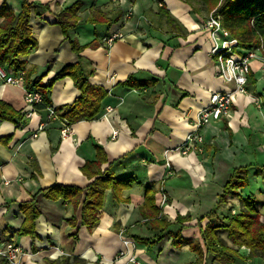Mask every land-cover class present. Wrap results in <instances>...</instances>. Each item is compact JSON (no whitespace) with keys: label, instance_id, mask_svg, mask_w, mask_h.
I'll list each match as a JSON object with an SVG mask.
<instances>
[{"label":"crops","instance_id":"1","mask_svg":"<svg viewBox=\"0 0 264 264\" xmlns=\"http://www.w3.org/2000/svg\"><path fill=\"white\" fill-rule=\"evenodd\" d=\"M28 1L50 7L33 11L34 32L39 41L38 50L28 59L37 67L33 77H41L47 83L66 64L78 60L65 40L56 13L80 1L78 15L81 20L73 36L81 44L96 39L98 47L87 48L82 55L86 65L94 71L91 83L105 87L109 95L94 120L71 125L65 136L62 133L65 121L57 116L50 118L46 110L33 112L18 124L0 120V138L4 139L0 144V246L12 242L25 252L15 263L0 258V264H48V261L64 264L77 258L87 264H158L155 248L140 245L134 238L137 235L152 238L160 234L146 225L140 214L146 188L155 186L156 202L161 191H165L170 204L164 213L173 220L179 215L178 211L183 216L191 212L190 207L200 204L199 200L209 191L222 192L233 170L247 163L256 138L254 133L260 116L253 108L264 107L261 61H252L248 94L238 92L234 95L231 118L224 117L205 126L202 131L205 142L199 146L200 151L191 150L184 156L179 147L195 130L199 111L208 105L210 92L234 90L235 87L216 76V61L209 55V34L205 29L202 35L193 33L189 10L180 0ZM3 3L4 0H0V9ZM162 3L176 20L189 26L188 40L175 37L178 35L174 32L171 35L164 32L162 27L168 26V22L158 9ZM6 4L19 14L23 0H7ZM94 10L103 12L113 22L117 18L118 21L112 25L91 24L88 19ZM2 21L0 17V24ZM98 27H104L107 32L98 35ZM116 31H122L125 38L111 47L102 43ZM132 74L140 83H155L142 89L119 85ZM25 92L24 87L0 81L1 100L24 113L32 112V107L25 102ZM79 95L71 78L60 80L54 85L53 107L71 104ZM42 122L46 129L40 134L38 127ZM114 131H118L116 137H113ZM95 144L105 148L109 162L113 163L112 171L118 178L136 179L130 189L123 191L127 202H117L112 191H108L100 212V224L91 232L81 226L79 210L75 212L62 200L40 198L38 238L20 236L18 232L25 221L20 209L23 202L53 185L84 188L91 182L81 168L87 160L95 159ZM108 165H103V169ZM183 174L196 187H187L183 181L179 185L169 182L170 178L183 177ZM176 202L186 210L175 207L173 217L167 208ZM73 217L78 220L77 226L70 222ZM192 230L187 229L184 236H193ZM144 232L150 234L145 236ZM169 245L172 247L171 243ZM122 251L126 257L115 261ZM132 258L135 263L130 262ZM249 261L254 264L262 260Z\"/></svg>","mask_w":264,"mask_h":264},{"label":"trees","instance_id":"2","mask_svg":"<svg viewBox=\"0 0 264 264\" xmlns=\"http://www.w3.org/2000/svg\"><path fill=\"white\" fill-rule=\"evenodd\" d=\"M0 9V66L8 72L15 74L24 73V87L27 91L38 92L42 101L35 103L33 112L55 110V115L66 126L70 127L81 121L94 120L102 110V102L108 97L109 91L101 86L92 84L90 81L94 71L86 65L82 53L90 47H98L96 39L88 44H81L73 31L80 25L81 17L78 15L81 2L61 9L56 13L58 25L62 29L65 40L70 43L71 50L78 56L74 63L66 64L47 83L41 77H33L37 67L31 65L29 57L38 50L39 41L33 26V11L39 8L49 10L48 5H42L28 0H23L22 10L15 13L6 4ZM208 11L219 19L233 37L239 41V51L256 50L263 48L264 52V0H203ZM160 13L166 17L170 26H178L177 20L172 16L167 6L162 3ZM118 21V18L115 22ZM88 22L95 25H112L115 22L106 14L94 10ZM103 41V40H102ZM71 78L80 95L71 104L53 107L52 94L56 82L65 78ZM136 81L134 75L119 83L124 87L142 89L149 84ZM186 95V94H185ZM5 100L0 99V120L18 124L27 117ZM45 123V122H44ZM227 130L230 128L227 127ZM4 139L0 138V144ZM96 155L94 160H87L81 168L82 173L91 182L84 188L78 186L53 185L39 190L31 200L21 204L20 209L25 215V221L18 234L30 236L33 240L38 238L36 231L37 220L41 212L38 207L40 198L58 201L62 200L67 206H72L74 211H80L81 226L89 231H94L100 224V212L104 207L106 194L112 191L113 198L119 203H126L123 198L124 190L130 189L136 183L134 177L118 178L112 171L113 163H110L105 148L95 144ZM109 164L106 169L103 165ZM264 165H245L233 170L229 180L223 186V190L217 196L214 207L200 217L195 225L199 229L200 238L185 237L184 232L193 228L188 224L193 220L191 213L178 215L172 220L156 203L158 193L154 185L146 188L144 204L140 207V214L144 223L155 231L168 232L171 245L182 249L188 246L190 251L197 256L195 262L188 264H245L251 259H264V222L257 205L255 195L243 198L241 189L250 187L252 178L261 175ZM242 199L243 209L233 213L231 209L220 212L226 207L230 199ZM207 220L206 225L203 221ZM70 222L77 226L78 220L73 217ZM226 234V238L223 236ZM161 235L148 238L135 236L138 244L148 248H155L163 239ZM249 249V253H243L242 249ZM48 264H59L58 261H48ZM64 264H87L83 259H75L74 262L67 260Z\"/></svg>","mask_w":264,"mask_h":264},{"label":"built area","instance_id":"3","mask_svg":"<svg viewBox=\"0 0 264 264\" xmlns=\"http://www.w3.org/2000/svg\"><path fill=\"white\" fill-rule=\"evenodd\" d=\"M156 1V0H154ZM129 17V15L127 16ZM33 22V21H32ZM204 29L209 34L210 50L209 55L215 59L216 76L225 83H233L234 90H215L210 92L209 103L199 111V118L195 125V130L188 134L183 140V143L179 147L181 154H188L191 150H199L204 142L203 129L212 121H220L222 118H231L232 116V104L234 101V95L236 93L248 94V83L251 74V64L253 60L259 59L261 61V68L264 71V52L263 48L256 50H243L239 51V41L233 37L231 33L223 27L221 21L210 16ZM125 35L121 31H116L110 36L103 39L104 43L111 47L117 41L123 40ZM0 80L6 85H13L24 87V73L15 74L6 71L0 66ZM25 88V87H24ZM25 102L28 106H31L33 110L34 104L42 101V96L38 92L27 91L25 89ZM256 103L259 105V99H256ZM260 106V105H259ZM32 113V114H31ZM55 110L50 109V118L55 117ZM33 115V111H28V117ZM40 134L46 129V124L41 123L38 127ZM70 127L66 126L62 131L63 136L68 135ZM118 135V131L113 132V137ZM35 138L38 134L34 135ZM169 166V164H168ZM162 205L165 206L167 202L166 194H163ZM121 255H125L122 251ZM25 252L23 248L15 243H5L0 246V258L7 262L15 263L19 261ZM125 258V257H123ZM120 259L119 261H121ZM134 258L130 261L134 262ZM135 263V262H134Z\"/></svg>","mask_w":264,"mask_h":264},{"label":"rangeland","instance_id":"4","mask_svg":"<svg viewBox=\"0 0 264 264\" xmlns=\"http://www.w3.org/2000/svg\"><path fill=\"white\" fill-rule=\"evenodd\" d=\"M158 1V0H157ZM181 3H183V7L186 8V10H189L188 15L191 21V28H193V33H197L199 35H202L201 33L204 31V26L207 24V21L209 20L211 13L208 11L207 6L205 5V3L203 2V0H180ZM158 9L160 11V6H158ZM178 26H170L168 24V26L166 25L165 27H162L164 32H169V35H171V33H175L178 36L175 37H182L188 40L187 35L191 33V30L189 29V26H185L182 22H179V20H177ZM162 26V25H161ZM104 27H98L99 29V34L98 35H102L105 34L107 32V29H103ZM176 31V32H175ZM208 34V32H207ZM184 36V37H183ZM102 43H104V41H102ZM263 76L262 79H264V71L262 70ZM1 81V80H0ZM4 84V83H3ZM262 103V101H261ZM264 104V103H263ZM256 112H257V116H260V124L259 126L256 128L255 131V140L253 139V144H252V148H251V153L249 155V158L247 159V163L245 165H250V164H254V165H264V107L263 109H257V108H253ZM253 131H251L252 133ZM190 153L188 154H184V156H188ZM183 155V154H182ZM239 163V162H238ZM239 164H244V163H239ZM173 172V171H172ZM176 171L173 172V174H175ZM179 174V173H177ZM181 175V174H180ZM183 177L180 176H175L170 178L169 182L171 184H175V185H179L182 181L185 183V185L188 187L190 185L195 186L194 182H192L189 178H185L184 174L182 175ZM176 177H180V178H176ZM191 178V177H190ZM192 183V184H190ZM172 185V186H173ZM196 187V186H195ZM189 189V188H188ZM241 195L243 198L247 197L248 195H255L258 199V207L260 209V212L262 214L261 219L264 222V168H263V172L261 173V175H257L254 176L252 178V182L249 188L247 189H241ZM161 195H159V197L157 198V205L161 206L164 209L167 207L169 203V199H168V195L167 196V202L165 204V206L162 205V197L163 194H166L165 191H161L160 193ZM217 194L218 191H212V192H208L207 195L199 200V202H201L200 204H197L195 207H190V211L189 213L192 214L193 220L191 222H189L188 224L193 226V237L194 238H200L199 236V229L198 227H196L195 225L198 223V220L200 219V217H202L203 215H205L206 213H208L212 207L215 205L216 200H217ZM228 209H231L233 211V213H238L241 211V209H243V201L242 199H230L229 203L226 207L222 208L220 210V212H227ZM166 210V209H165ZM178 214H182L181 211H178ZM183 215V214H182ZM169 217V216H168ZM170 219H172L171 217H169ZM173 220V219H172ZM207 223V220L203 221V225L205 226ZM145 233L146 234H150V232ZM166 233V234H165ZM163 239L160 242V244H158L157 246L160 248H158L157 246L155 247V249L153 250L154 253H157V255H159V260H158V264H188L190 262H195L197 259V256L195 254H193L188 246H184L183 249H178L175 248L174 246H170L169 244L171 243V238H169L168 233L164 232L163 233ZM161 235V231L160 234ZM223 236L226 238V234H223ZM227 239V238H226ZM249 249H242L243 253H249ZM121 252H119L116 257H115V261H119L120 259H122L123 257H126V255H120ZM255 260V259H252ZM261 262L259 263H254V264H264V259L261 258ZM131 262V261H130ZM134 263V262H131ZM141 264V263H140ZM245 264H251V262L249 261V263H245Z\"/></svg>","mask_w":264,"mask_h":264},{"label":"bare ground","instance_id":"5","mask_svg":"<svg viewBox=\"0 0 264 264\" xmlns=\"http://www.w3.org/2000/svg\"><path fill=\"white\" fill-rule=\"evenodd\" d=\"M175 207H177V208H182L183 211L186 210L181 204H179V203H177V202L174 203L173 206L170 205V206L167 208V211H168L169 214L172 215L173 217L175 216V211H174ZM104 223H105V221H104ZM103 226H104V224H103ZM103 226H102V227H103Z\"/></svg>","mask_w":264,"mask_h":264}]
</instances>
